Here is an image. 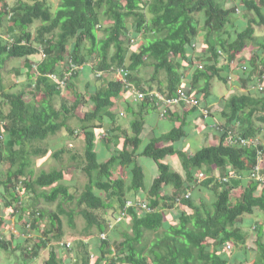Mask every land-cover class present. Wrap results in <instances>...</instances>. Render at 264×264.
I'll list each match as a JSON object with an SVG mask.
<instances>
[{"label": "trees", "instance_id": "1", "mask_svg": "<svg viewBox=\"0 0 264 264\" xmlns=\"http://www.w3.org/2000/svg\"><path fill=\"white\" fill-rule=\"evenodd\" d=\"M57 1L54 6L50 0H17L10 6L8 0H0V35L12 39L0 36V69L10 58H24L29 81V89L16 92L6 90L0 83V165L5 171L0 172V228L5 220L3 210L17 215L18 222L31 230H40L45 216L48 220L42 234L31 244L23 245L29 239H5L0 235V249H20L28 264L50 242L60 240L61 216L65 215L68 225L74 227V215L78 214L85 221L82 231L90 238H98V243L91 247L83 239L77 240L70 256H61L51 247L43 264H248L247 233L239 223L256 208L264 216V185L249 177L257 163V150L252 145L228 144L226 130L238 124L239 138L257 137L264 123V96L244 91L223 99L211 92V81L217 78L228 82L230 63L255 38V28L264 26V0H239L246 18L239 27L235 23L237 6L226 5V0ZM102 13L112 23L99 38ZM35 22L39 25L32 32L30 27ZM131 32L142 34L144 39L133 50ZM259 45L264 49L263 42ZM40 52L42 59L32 70L29 57ZM197 54L206 59L205 64H194ZM89 61H93V66L84 68L102 71L98 78L103 79V84L90 92L92 107L80 114L88 103L80 92L74 91L71 104L63 101L56 108L53 98L63 87L57 88L47 75L62 76L63 66L67 69L70 63L81 65ZM241 63L237 61L236 65L246 67L238 71L245 90L257 82L263 84V76L256 79L252 75L253 57ZM147 65L152 66V73L144 81L137 73ZM119 67L126 69L127 79L143 92L157 90L170 96L183 87L200 95V106L222 122L224 130H218V141L192 153L184 145L176 146L193 128L201 131L205 127L198 107L184 104L181 111L169 107L165 116L172 124H165L163 132L152 127V136L143 144L149 126L145 123L146 114L152 109L160 110V105L148 96L139 101L136 111L131 105L126 106V112L133 117L131 133L121 127L104 130L105 118L113 121L116 117L112 109L115 100L128 95L120 78L113 74ZM184 71L190 72L186 73L188 81H184ZM76 76L77 71L65 87H73ZM29 95H33L31 100L25 97ZM216 103L223 105L219 111L213 109ZM73 117L76 126L69 125L68 120ZM62 128L68 135H73L75 129L82 131L81 153L73 152L71 147L54 150L32 146ZM259 150L264 161L262 142ZM64 152L69 153L72 164L87 179L79 193L67 178L70 167L43 170L33 177L30 155L50 153L59 159ZM140 156L154 162L155 177H150L148 169L138 163ZM169 158L178 161L177 169ZM215 169L219 175L214 174ZM201 172L206 178L199 181ZM261 173L264 175V164ZM167 187L171 192H164ZM237 187L242 191L233 200L231 191ZM206 190L212 195L210 204L195 197ZM188 191L190 195L186 197ZM138 194L146 196L153 211L125 208L128 199L139 200ZM26 195L28 205L23 203ZM39 198L48 203L59 202L55 210L48 211L35 207ZM67 204L74 207L66 210ZM174 207L180 208L176 209V218L170 214ZM109 210L117 216L123 214V219L107 232L115 219L106 215ZM254 228L250 250L255 255L250 264H264V226Z\"/></svg>", "mask_w": 264, "mask_h": 264}, {"label": "rangeland", "instance_id": "2", "mask_svg": "<svg viewBox=\"0 0 264 264\" xmlns=\"http://www.w3.org/2000/svg\"><path fill=\"white\" fill-rule=\"evenodd\" d=\"M54 6H56V4L58 3L57 0H50ZM226 5H230V4H236L237 6V10H236V14H237V18H236V25L239 26H243L245 23V10L242 9V5L241 3H239V0H226ZM17 2V0H8V3L10 6H13L15 3ZM129 20V24H130ZM112 22L109 18H107L106 15H104L103 13L101 14V25L99 28V32H98V37L101 38L103 37V32H104V28L107 27L108 25H110ZM39 25V22H35L30 29L32 30V32L35 31V27ZM130 27V26H129ZM130 37L133 38L134 40L132 42H130V48L131 50L138 48L139 44L144 42L143 39V35L142 34H132V32L130 33ZM263 42L264 43V26H258L255 28V38L252 41H249L246 44V47L244 48L243 52L239 54V56L233 60L232 63H230V78L228 79V82L223 83L222 81H220L217 78L212 79L211 81V92L215 93L219 96H221V98L225 99V97L231 95V94H237V93H242V92H250V93H254V94H258L261 96H264V88L261 92H258V90L256 88H253V86L250 89H246L245 87H243L241 85V82L239 80V74L238 71L240 70V67H238L236 65L237 61L239 63L243 62V61H247L250 57H253V63L255 66V69H253L252 75L257 78L262 77V83L264 86V49L261 47V45H259V43ZM41 50V49H40ZM198 57L196 56V58H194V64H205L206 59L204 60L202 58V55L200 56L199 54H197ZM42 59V54L41 52L35 55H32L29 57V64L32 66V70H35L36 64ZM242 64V63H241ZM89 66H93V61H89L88 62ZM63 68L66 70V66ZM27 70V67L25 66V59L24 58H10L7 60L6 64L0 69V83L2 85H4V87L6 88V90H9L11 92H16V91H20L22 89H27V84H28V78H27V74L25 73ZM261 71H263V73L261 74ZM185 72V71H184ZM189 71L185 72V77H184V81H188L190 79ZM20 75H19V74ZM152 73V66L147 65V66H142L139 69V72L137 73L138 75H140V77L144 80L147 81L150 77ZM190 73V72H189ZM114 75H118L117 74V69L114 71L113 73ZM99 76H97L96 71L94 70H86L85 68L81 69L79 68L77 70V76L76 78H73V87L68 88L67 86L63 87V89L61 90V93L59 95H56L53 98V104L56 108L60 107V104L65 101L68 104H71L74 100V91L80 92L82 94V100L85 101V103H88V105H84L82 106V111H80V114L84 113L86 110L90 109L92 107L91 102L88 100L90 92L93 91V89L100 87L103 84V79L102 78H98ZM59 88V86L57 87ZM244 88V89H243ZM29 89V88H28ZM61 89V88H60ZM193 95V94H192ZM194 95L196 97H199L200 95H197L194 93ZM193 95V96H194ZM27 97L28 100H31L33 98V95H29V96H25ZM1 99V97H0ZM199 99H202V97H199ZM139 103L140 102H133L132 98L129 97V95L125 94L124 97H122L121 99H117L115 100V105L113 106V111L115 113V119L113 121H111L108 118H105L104 120V130H114L116 127H121L127 131L130 130V121L133 119L132 114L126 112V106L127 105H131L132 107H134V110L139 108ZM220 104V103H219ZM213 109L215 110L216 107H213ZM213 110V111H214ZM160 110L156 109V110H151L150 111V115L155 113L157 117H155L156 119H158L159 121L163 122L162 120L165 119L166 116L160 115ZM216 111V110H215ZM154 115H151V117H153ZM69 125L70 126H76L77 122H76V118L73 117L71 119L68 120ZM161 122H159L160 124H162ZM220 122V121H219ZM222 124V122H220ZM238 126V124H236L235 126H233L232 130L233 131V135L234 137H238L236 135V127ZM261 131L259 134H257V139L258 141L264 145V123H261ZM211 127L210 126H206L205 129L199 131L195 128H193L192 130H190L187 134V137L183 138V140L179 141L176 146H185L187 148V152L188 153H192L194 152L198 147H201L203 145H208V144H212L215 143L217 140V136H212L211 137ZM115 131V130H114ZM105 132V131H104ZM131 133V130L129 131ZM100 138H98L99 140ZM97 140V141H98ZM228 144L230 145H234L231 144L227 141ZM143 144H145V141L143 142ZM143 144L141 145V147L143 146ZM32 146L35 148L37 146L44 148H52V149H58L61 147H71V150L74 152H78L81 153L83 147H84V139H83V133L82 131H80L79 129H75L74 130V134L73 135H68L67 132L65 131L64 128L60 129L56 134L49 136L48 139H46L43 142H34L32 144ZM236 146V145H234ZM97 150L100 152L101 151V146L98 143L97 144ZM108 156V155H107ZM106 156V158H107ZM31 161H32V165L31 168L33 169V177L36 176L37 174H39V172L41 171H48L52 168H63V169H69L66 171L67 173V178L69 179V182L71 184H75L77 186V193L81 192V190L83 189L84 184L86 183L87 179L85 177V175L75 167V165L72 164V162L70 161V155L68 152H64L61 157L59 159L54 158L50 155V153H48L47 155H30ZM138 159V163L144 165L148 171H149V175L150 177H155L157 175V168L156 165L154 164V162L145 156H140ZM168 159V158H167ZM169 162L172 164L174 169H177L178 167V161L176 159H170L169 158ZM260 164H264V161L261 159L259 161ZM0 169H1V173H4V166L1 164L0 165ZM214 174L219 175V171L217 169H215ZM123 177L127 176V172L126 170H123L122 172ZM203 177H205V174H203ZM73 190V189H72ZM45 191H48V189H45ZM171 192V188L167 187L166 190H164V192ZM242 189L240 187L234 188L231 191V198L233 200H235L239 194L241 193ZM28 196V195H26ZM140 199H142L143 201L146 200V196L144 194H141L138 196ZM196 199L200 198V200L202 202H204L205 204L211 203L212 200V195L210 191H203V192H199V196H197L195 194ZM132 199V198H131ZM198 201V200H197ZM59 201L56 202H45L42 198H39L37 200V203L35 205V207H37L38 209H44V210H55L57 205H58ZM23 203L25 205H28L30 203L29 200V196L23 199ZM74 207V205L72 204H67L64 206V208L66 210L72 209ZM176 209H180V208H176L174 207V209L172 210L173 212H171V216L176 218ZM4 211V215H5V220H4V225L1 226L0 228V235L2 237H4L5 239H10V237L16 238V237H22L24 239H29V242H24L23 245L26 244H31L32 242H34L37 237L39 235H41V231L46 228V226L48 225V220L47 217L45 216L44 218H42L41 224H40V230L37 229H32L30 228V232L26 234V229L27 227L23 226V224L21 222H18V216L17 215H9L10 213H7L8 211ZM166 215H168V212H165ZM106 215H109V217L111 216L112 218H116L117 215L115 212H112L111 210L107 211ZM110 217V218H111ZM62 221H63V234L60 237V240L57 241V239L54 242H50V244L48 245L47 248L42 249L39 252V255L33 259L30 263L28 264H43L44 260L47 258L48 256V251L51 247H54V249L56 248V250L58 251L59 255L63 256V255H67L70 256L72 254H74L73 252V248L76 247V241L83 239L84 241H86V243H89L91 245V247H93L94 245H96V243H98V238H90L89 236H87L85 234L84 231H82V229L85 227V221L83 219V217H81L78 214L74 215V227H70L68 225L67 222V218L65 215L61 216ZM115 221V219H113ZM113 220L111 221V224L113 223ZM116 225V224H115ZM114 225V226H115ZM239 225H242V229L247 233V246L249 248H247L248 252L245 253V257L248 260V264H250V260L252 259V256L255 255L254 251L250 250L251 249V245L253 244V239H254V235L255 234V228L254 226L257 225H263L264 226V216L261 213V211L259 209H255L254 212L252 214H246L243 216V221L242 223L240 222ZM118 226V225H117ZM120 226H118L119 228ZM110 230V227L108 225L107 228V232ZM161 232V231H160ZM24 233V235H27L26 237L21 236V234ZM106 233V232H105ZM104 233V234H105ZM59 241L63 242V241H70L71 242V250L66 251L64 249H62L59 245ZM0 264H26L24 262V255L21 252L20 249L18 250H12V249H8V250H1L0 249Z\"/></svg>", "mask_w": 264, "mask_h": 264}, {"label": "built area", "instance_id": "3", "mask_svg": "<svg viewBox=\"0 0 264 264\" xmlns=\"http://www.w3.org/2000/svg\"><path fill=\"white\" fill-rule=\"evenodd\" d=\"M2 38L11 41L12 39L8 35H0ZM232 63V62H231ZM85 65L89 66L88 63L81 64V65H74L70 63L69 67L63 71V75L59 76L56 73H50L47 76L57 85L59 88L64 87L66 85L67 80L72 75L73 72H76L79 68L83 69ZM92 66V65H91ZM240 68L245 69V66H241ZM97 76H100L102 74V71H96ZM117 76L120 78L121 82L124 84L126 90L128 91L129 97L132 98L133 102H139L144 99L145 96H148L150 100L154 101L155 103L160 105V115H165L167 112V109L169 107L173 106H181L184 104H188L191 106L198 107L200 113L206 118L214 119V116L212 117L209 113V110L206 108H203L200 106L199 100L193 96L189 91L186 90L183 87H179L176 89L175 93L173 95L167 96V94L161 93L157 90L149 91L148 93L143 92L139 90L135 84L127 79L128 72L124 67L117 68ZM253 88H256L258 91H262L264 86L263 84H260L257 82V85L253 86ZM211 125L216 130L223 131L222 124L218 121L212 120ZM227 134V141L231 144L236 145L237 147H247V146H253L257 150V163L255 164L254 168L250 170L249 177L258 180L261 184L264 185V175L261 173L262 164L259 163V161L262 159V154L259 150L260 142L258 141L257 137L254 138H248L243 139L239 137H234L233 131L228 129L226 130ZM203 172L199 173L198 180H203L206 178L203 177ZM199 180V181H200ZM190 195V192L188 191L185 196L188 197ZM126 207H133L136 211H153L150 209L146 203V201L139 198V200L134 199H128L126 201ZM123 219V214L118 215L115 218V221H113L112 224L109 225L110 228L113 227V225L119 223ZM26 234L30 232V228L27 227ZM105 234H103L104 236ZM21 236L26 237L27 235H24V233L21 234ZM61 247L63 248H71V242L70 241H63L60 242ZM230 247L229 245L227 246ZM92 257V256H91Z\"/></svg>", "mask_w": 264, "mask_h": 264}, {"label": "crops", "instance_id": "4", "mask_svg": "<svg viewBox=\"0 0 264 264\" xmlns=\"http://www.w3.org/2000/svg\"><path fill=\"white\" fill-rule=\"evenodd\" d=\"M129 94V93H128ZM194 95V94H193ZM195 96V95H194ZM196 97V96H195ZM198 100H201V99H199L198 97H196ZM138 103V102H137ZM223 105H222V103H216V104H214V107H216V111H219L220 109H221V107H222ZM172 108H176V110L178 111H181V108H182V105L181 106H173ZM137 110V109H136ZM135 110V111H136ZM160 112V111H159ZM151 115H154L153 117H151ZM150 115V112H148L147 114H146V117H145V123H146V125H149L148 126V132H147V135H146V138H145V143L148 141V139H149V137H151L152 136V134H151V132L153 131V128L152 127H156L157 126V128H158V130L159 131H161V132H163V131H165L166 129H165V127H164V125L165 124H167V123H170V124H172V122L169 120L170 118H167V117H165V119L164 120H162L163 122H161V121H159L158 119H156L155 117H157L156 116V114L155 113H153V114H151ZM163 116H165V115H163ZM162 116V117H163ZM205 118V117H204ZM193 120V119H192ZM212 120H215V121H218L219 122V120H218V117L217 116H214V119H211V118H206L205 119V121L203 122L204 123V125H205V127L207 126H210L211 127V130L210 131H212L210 134H211V137L213 136H217V138H216V140L218 141V139H219V131L218 130H216L212 125H211V123H212ZM159 122H161L162 124H160ZM205 127H203L202 128V130L203 129H205ZM216 141V142H217ZM215 142V143H216ZM208 145H210V144H208ZM143 147V146H142ZM142 147H140V148H142Z\"/></svg>", "mask_w": 264, "mask_h": 264}]
</instances>
